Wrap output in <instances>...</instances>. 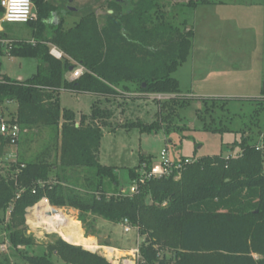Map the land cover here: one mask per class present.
<instances>
[{
	"label": "trees",
	"instance_id": "obj_1",
	"mask_svg": "<svg viewBox=\"0 0 264 264\" xmlns=\"http://www.w3.org/2000/svg\"><path fill=\"white\" fill-rule=\"evenodd\" d=\"M32 2L37 20L26 24L32 29V39L18 41L10 57L37 60V72L28 80L0 76V106H17L10 117L28 130L19 146L45 132L48 138L34 159L20 156L18 167L0 177V236L8 234L13 250L24 254L26 264H56L53 255L65 264H111L62 239L48 243L40 255L25 252L35 245V238L27 235V210L47 198L53 207L79 211L78 221L86 231L93 228L94 217L114 225L128 220L145 238L139 264H264V150L256 149L264 127L254 137L225 126L228 123L216 114H230L233 100L202 99L205 109L197 115L205 122L206 132L240 134L231 147L238 149L237 155L198 159L179 180L175 176L153 179L134 196L118 190L116 168L99 160L105 131L153 133L164 129L169 134L171 125L165 123L191 105L192 99L182 96L174 74L188 61L195 29L186 21L181 25L169 22L155 0H137L130 7L111 1L113 14L108 10L104 20L92 11L67 29L64 19L53 22L58 15L55 5L46 0ZM195 6L191 2L188 7ZM4 13L0 0V17ZM0 38L9 39L2 33ZM52 47L63 53L62 59L51 54ZM77 67H83L84 74L71 80V68ZM131 85L138 94L135 97H130ZM63 92L95 96L98 101L89 115L78 118L61 107ZM152 95L171 97L159 103L161 112H169L167 116L161 114L151 123L140 119L113 123L118 108L123 114L128 101ZM246 101L253 110L260 108L253 116L259 120L264 99ZM232 116L237 115L231 114L228 122L234 121ZM2 148L5 153L12 149L4 142ZM143 163L151 166L154 160L141 155L139 165L129 170L131 181ZM22 164L25 168L15 180L13 173ZM18 185L25 190L16 199ZM84 243L94 242L85 237ZM162 247L170 248L173 255L168 257ZM0 264L11 263L6 259Z\"/></svg>",
	"mask_w": 264,
	"mask_h": 264
},
{
	"label": "rangeland",
	"instance_id": "obj_2",
	"mask_svg": "<svg viewBox=\"0 0 264 264\" xmlns=\"http://www.w3.org/2000/svg\"><path fill=\"white\" fill-rule=\"evenodd\" d=\"M46 1L58 9V15L53 22L59 23L61 19H64V27L67 29L92 11L96 12L100 21L104 20L112 0H74L71 6L77 11L70 14H67L69 4L66 0ZM136 1L129 0L127 6L130 7L132 2ZM155 2L163 8L169 22L181 25L186 21L188 27L195 29L196 37L188 61L174 74L180 83L182 96L191 98L192 101L188 108L180 110L173 116L170 123H165V126L171 125L169 134L165 133L164 129L153 133H141L136 129L105 131L99 160L104 166L116 168L118 190L124 189L125 192H121L123 194H128L130 191L129 170L139 165L141 155L147 154L156 161L166 148L173 158L181 155L199 160L204 157L217 155L227 157L239 153L238 149L232 150L231 147L232 143L240 140V134L229 132L214 134L204 130L205 122L197 115L198 110L205 109L202 99L233 100L229 104L230 114L227 112L216 114V117H222L224 124L228 123L225 126L233 130L248 132L258 137L259 128L264 127V112L260 111L259 120L256 119L257 117L253 118L260 108L253 110V105L246 101L264 99L262 95L264 90V0H155ZM191 2L196 4L195 8L188 7ZM34 10L37 15L35 8ZM110 11L112 10H109V13ZM1 25L2 34L10 40L18 42L32 39V29L26 24L3 23ZM37 68V60L0 55V76L6 74L15 80H28L37 72ZM130 87V97L137 96L135 88L132 85ZM170 98V96L152 95L142 101L131 102L130 100L123 114L119 108L116 110L113 123L122 125L128 120L137 119L151 123L161 114L167 116L169 112H161L159 103ZM96 101L98 98L95 96H77L68 92H63L60 97L61 107L73 111L78 118L81 114L89 115ZM16 110L15 104L0 106V117H10V114L16 113ZM231 114L237 116H232L235 117L234 121L228 122ZM210 119L208 118L207 122L210 123ZM47 138L48 133L45 132L32 142L20 145L19 158L22 156L27 160L34 159L42 150ZM180 177L181 175L175 180H179ZM119 191L117 194L120 193ZM63 211L67 217L74 219L72 227L74 228V224L78 222L88 242H94L92 244L96 246L98 244V247H112L131 252L145 240L140 236L138 228L126 234L121 225H114L97 217L93 218V228L86 231L83 223L78 221L79 211L70 208H64ZM26 218L27 235L35 238V245L25 250L28 255L42 254L46 251L48 243L58 239L74 245L66 241L61 233L49 231L45 225L41 224L34 211L27 212ZM30 221L31 226L28 224ZM107 239L111 240L110 245L106 244ZM82 248L103 258L106 251L100 248L95 251ZM162 248L168 257L173 255L170 248ZM23 255L14 250L7 253L0 250V261L9 259L11 264H26ZM51 258L56 264H65L57 255Z\"/></svg>",
	"mask_w": 264,
	"mask_h": 264
},
{
	"label": "built area",
	"instance_id": "obj_3",
	"mask_svg": "<svg viewBox=\"0 0 264 264\" xmlns=\"http://www.w3.org/2000/svg\"><path fill=\"white\" fill-rule=\"evenodd\" d=\"M1 7L4 9V16L0 19V23H9V24H28L30 22H34L37 20V15L35 14L34 4L32 0H1ZM17 42L10 39H2L0 38V52L6 54L10 57V53L14 50ZM51 54L57 58L62 59L63 53L58 51L56 48H52ZM84 74L83 67H77L71 72V80L79 79ZM28 133V130H22V128L12 120L11 117H0V177H7L8 172L19 164V143L22 137ZM8 143L12 148L10 152L5 153L2 150V144ZM258 151L264 150V135H261L256 146ZM3 152V153H2ZM239 154V153H238ZM231 156V155H229ZM234 156V155H232ZM198 161L197 158H181L175 160L171 157L169 150L166 148L158 157L157 161L154 162L153 165L149 166L147 163H143L136 170V177L131 181L130 191L128 192L129 196H134L139 194L140 188L145 185L148 181L153 179H164L175 176L179 177L182 172L191 164H194ZM25 165L22 164L20 168L13 173V178L17 180L18 175L20 174L21 169H24ZM39 185L43 186V183L40 182ZM25 188L23 186L18 185V193L17 198L19 199ZM34 194L36 191H33ZM46 204L53 211L48 213V217H52L54 214L58 212H62L64 214L63 209L53 207L47 198H43L38 204L34 207L29 208L27 210L28 213L34 211V214L41 221L44 216L47 215H39L36 211L40 206ZM54 210H57V213H54ZM12 212V208L9 209L7 213V218ZM31 226V222H28ZM124 232L126 234L132 233L134 231V227H132L128 220H125L122 224H120ZM140 246L137 247L136 250L131 252H122L118 249L112 247H98L104 251V258L111 264H139L141 260L140 256ZM24 247L19 246L18 249H23ZM0 250L3 253H7L10 250H13L12 244L8 239V234L4 233L0 236ZM97 250V249H96Z\"/></svg>",
	"mask_w": 264,
	"mask_h": 264
},
{
	"label": "bare ground",
	"instance_id": "obj_4",
	"mask_svg": "<svg viewBox=\"0 0 264 264\" xmlns=\"http://www.w3.org/2000/svg\"><path fill=\"white\" fill-rule=\"evenodd\" d=\"M53 210L50 209L46 204H43L39 207V209L36 211L39 215H47L44 216L42 223L49 229L51 232H59L61 233V236L66 240L73 244L79 245L82 240V231L74 229L72 227L73 220L72 218L67 217L62 212H58L57 214H54L52 217H48V213H51ZM31 222V221H30ZM32 223V222H31ZM87 250H96L98 249L97 246L95 247H87Z\"/></svg>",
	"mask_w": 264,
	"mask_h": 264
},
{
	"label": "crops",
	"instance_id": "obj_5",
	"mask_svg": "<svg viewBox=\"0 0 264 264\" xmlns=\"http://www.w3.org/2000/svg\"><path fill=\"white\" fill-rule=\"evenodd\" d=\"M1 24H3V23H0V33H2L1 31L3 30V27H2V25ZM3 75H6V74H3ZM19 80H21V79H19ZM79 96V95H78ZM81 115H84V114H81ZM145 156L147 155V154H144ZM173 158V157H172ZM181 158H189V157H184V156H181V155H178V156H176L175 158H173V159H175V160H178V159H181ZM157 159H158V157L156 158V161H157ZM156 161H154V162H156ZM121 192H125V190L124 189H121ZM75 226H74V229H77V230H81V228H80V226H78V224L76 223V224H74ZM82 231V230H81ZM84 239H85V236H84V233L82 232V240H81V243L79 244V245H77V244H74V245H77V246H82V247H84L85 249H88L87 247H95L96 245H85V243H84ZM95 241H97V240H95ZM97 243V242H96ZM98 245V244H97ZM119 251H122V252H124V250H119Z\"/></svg>",
	"mask_w": 264,
	"mask_h": 264
},
{
	"label": "water",
	"instance_id": "obj_6",
	"mask_svg": "<svg viewBox=\"0 0 264 264\" xmlns=\"http://www.w3.org/2000/svg\"><path fill=\"white\" fill-rule=\"evenodd\" d=\"M67 2H68V4H69V8H68V10L70 11V12H76L77 10L74 8V7H72L71 5L73 4V2H74V0H66ZM115 2H117V3H127L128 4V0H114ZM110 14H113V11H110ZM73 68H71V72H73ZM58 211L57 210H54V213H57ZM106 244L107 245H110L111 244V240L110 239H107L106 240Z\"/></svg>",
	"mask_w": 264,
	"mask_h": 264
},
{
	"label": "flooded vegetation",
	"instance_id": "obj_7",
	"mask_svg": "<svg viewBox=\"0 0 264 264\" xmlns=\"http://www.w3.org/2000/svg\"><path fill=\"white\" fill-rule=\"evenodd\" d=\"M112 1H114V0H112Z\"/></svg>",
	"mask_w": 264,
	"mask_h": 264
}]
</instances>
